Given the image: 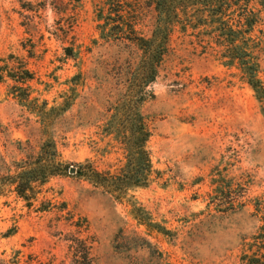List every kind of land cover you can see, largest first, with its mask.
Instances as JSON below:
<instances>
[{"label":"rangeland","instance_id":"obj_1","mask_svg":"<svg viewBox=\"0 0 264 264\" xmlns=\"http://www.w3.org/2000/svg\"><path fill=\"white\" fill-rule=\"evenodd\" d=\"M112 4L0 0V178L43 151L56 162L32 208L15 194L0 200V264H16L18 252L20 264H74L77 238L91 244L95 264H239L261 222L250 204L228 212L212 199L229 189L264 198V106L242 68L222 57L228 39L210 17L209 27L177 28L150 87L152 182L119 201L76 175L86 161L112 171L124 163L102 130L128 63L142 55L128 41L102 39L99 26L136 22L150 37L157 19L156 0L114 3L120 13L99 18ZM249 8L264 84V0Z\"/></svg>","mask_w":264,"mask_h":264},{"label":"trees","instance_id":"obj_2","mask_svg":"<svg viewBox=\"0 0 264 264\" xmlns=\"http://www.w3.org/2000/svg\"><path fill=\"white\" fill-rule=\"evenodd\" d=\"M109 1L113 2V7L110 5L108 10L101 8L99 18L107 13L108 19H111V16L121 11L115 8L114 3L127 6L129 2ZM249 5L250 0H156L157 19L150 37L138 29L136 22L123 21L116 26L107 22L99 26L102 39L128 41L138 46L142 55L138 64L128 63L122 99L116 107L111 108L110 111L115 113L102 130V135L112 138L123 151L124 163L112 171L99 170L94 163L86 161L75 165L76 175L119 201L126 200L134 188L147 187L152 182L156 173L148 148L152 130L143 107L155 98L150 87L159 78L178 27L184 33L189 29L209 27V17L213 20L212 24H219L218 27L226 33L229 43L227 52L222 57L242 68L249 86L264 106V84L259 78V52L263 42L252 37L259 20L257 12L250 9ZM67 55L75 56L74 49H67ZM53 162L56 163L55 156L43 151L29 160L15 164L13 175L0 178V200L9 194H15L18 199L26 202L28 208H32L38 188L55 173V170H51L52 166L49 168ZM66 168L61 162H57V171L61 172ZM231 190L229 189L228 195L222 194L223 198H213L212 203H216V200L224 201L228 212L241 211L250 204L254 208V215L261 222L256 234L244 245L239 264H264V198L247 199L244 194L235 195ZM145 225L153 227L151 224ZM158 232L165 234L164 230ZM75 243L74 264H95L91 256V244L81 238H77ZM19 254L20 252L17 253L16 264H20Z\"/></svg>","mask_w":264,"mask_h":264},{"label":"water","instance_id":"obj_3","mask_svg":"<svg viewBox=\"0 0 264 264\" xmlns=\"http://www.w3.org/2000/svg\"><path fill=\"white\" fill-rule=\"evenodd\" d=\"M71 172H75V170L74 169H71Z\"/></svg>","mask_w":264,"mask_h":264}]
</instances>
